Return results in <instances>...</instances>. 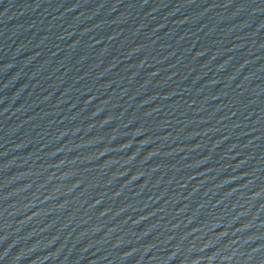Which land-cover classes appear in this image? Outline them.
<instances>
[{"label":"water","instance_id":"95a60500","mask_svg":"<svg viewBox=\"0 0 264 264\" xmlns=\"http://www.w3.org/2000/svg\"><path fill=\"white\" fill-rule=\"evenodd\" d=\"M0 264H264V0H0Z\"/></svg>","mask_w":264,"mask_h":264}]
</instances>
